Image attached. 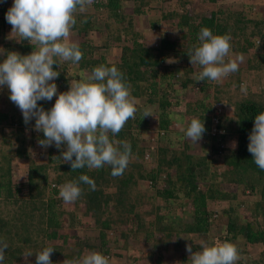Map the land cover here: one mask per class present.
<instances>
[{
	"label": "trees",
	"instance_id": "trees-1",
	"mask_svg": "<svg viewBox=\"0 0 264 264\" xmlns=\"http://www.w3.org/2000/svg\"><path fill=\"white\" fill-rule=\"evenodd\" d=\"M121 2L122 0H105L104 2L95 0L93 3L96 9H103L107 12L108 20L105 22V26L109 30H112L111 22L122 25V22L125 21V15L120 11ZM176 2L175 8L161 10L159 19H149L150 30L159 31L161 34L157 46H145L137 41L134 36L131 46H120L122 55L119 60H113L105 56L94 57L93 53L96 48L90 44L88 39H83L82 42L77 43L83 52V58L79 63H74L76 69L70 66L71 61H64V64L60 66L58 64L53 65V68L59 72V76L54 81L60 82L61 85L68 83L70 79H82L87 73L90 74L96 66L115 65L131 85V95L145 99L144 106L146 109L141 111L138 109L135 119H130L119 134L115 136L109 134L112 140L127 141L131 144L130 162L122 176L113 177L111 167L108 165L98 170H89L86 167L75 171L71 170L70 164L62 162L60 158L62 150H66V145H62L60 149H57L54 144L49 146L47 150L48 163L46 164L35 165L33 162L30 163L27 173L28 198L17 205L16 215H13L10 220H6V222L5 219L0 217V238L5 239L8 243L4 261L9 260V262L15 261L18 264H26L23 252L31 250L36 255V252L41 251L42 247L51 246L46 245V243L56 240L59 236V229L64 227L63 222L58 217L60 216L59 213L56 216L55 210L56 202L60 198L50 196L48 203L43 200L42 187L47 181L44 173L48 171L53 175V178L48 182L54 185L52 190L60 184L78 181V177L82 174L88 175L95 181L97 185L95 191H91L86 184H80L83 193L74 202V208L80 209V204H83L84 214L92 215L95 218L98 216L96 221L99 228L102 254L107 252L109 247H115L116 251L120 250L122 255L126 253V245L120 240V237L116 236L110 239L107 237L106 230L112 227L111 219L107 217L110 211L108 206H111L112 211L119 215V223H125L132 219L135 223L133 229L137 234L140 233L138 231L145 229L144 219L142 218L144 215L139 207L142 206V203H146L150 205V208L156 214L154 217L155 222L152 223V229L148 231V238L146 239L148 241L153 237L152 247L154 246V251L158 256V260L154 264H162L159 257L163 248L169 250L168 252L171 255H176L175 260H171L173 264H182V260L187 258L185 249L182 247L185 245L186 237L188 240L189 238L198 239L197 236L209 231L213 222L210 217L214 212L207 208V201L225 199L229 205L223 209L225 228L221 236H216L209 245L217 241L233 243L238 248L240 255V259L236 264L247 262L249 264H264V250L260 252L259 258L247 259L244 256L247 253L246 249L242 248L246 244L248 247L256 244L264 246V180H262L264 179V170H261L255 164L251 153L248 151L249 134L253 128L255 116L264 111V98L260 96V99L247 98L233 102L228 100L225 105L232 107V114L229 116H225L219 107V102L226 98V94L231 97V95H237V91H244V88L248 91L252 89L250 85L246 86L247 83H244L243 80L248 73L260 69L264 72V14L261 15L256 10L258 16L249 19L245 18L242 11L213 10L209 15L195 16L187 6L188 0H176ZM243 3L244 5L247 4L246 1ZM251 9L253 11L254 7H251ZM6 12L3 10L2 14L5 15ZM80 16L81 20L78 24ZM3 20L6 21L5 17ZM76 20L77 23L72 31L75 30L77 34L84 38L96 26L92 14L81 15L78 13ZM204 27L209 28L214 34L229 35L232 45L231 54L246 55L245 61L239 65L238 71L230 74L219 83L207 79L203 82L196 81L193 78L195 74L201 71V68L196 65L199 69H195V65H191L187 53L200 43L198 36L200 30ZM248 28L251 30L245 33ZM122 31L126 33L125 29ZM122 31L115 35V38L112 35L117 43L120 42ZM136 35L139 34L136 33ZM258 40H260V49L253 51ZM17 48H19L18 51L21 55H27L33 50L32 45L26 39L20 42ZM175 70H178V72ZM177 73L179 75H176ZM243 85H245L244 88ZM209 88L219 89L220 92L217 93H223L216 94V100L218 101L215 105H204L200 97L193 101L186 100L184 105L183 115L186 116V124L182 129H186L192 118H200L206 129L202 138L205 136L212 142L210 154L204 155L202 161L193 160L192 156L185 151L190 147L186 140V142L183 140L180 143L184 151L173 148L174 137L177 136L176 139L181 136L184 137V133L182 129L175 130L172 128L175 119L170 117L174 116L173 109L179 105L183 93L187 90H196L197 96H199ZM260 93H264V86H261ZM51 101L40 100L37 103L47 111L52 107ZM199 108L200 110H198ZM146 111L151 115L143 116ZM151 116H154V120L152 121V130L149 131L148 126H150ZM213 119L216 120L215 123ZM34 124L33 118L26 125L21 111L15 113L0 112L1 145L9 147V144H11L10 151L13 150L18 156L25 155L26 150L23 148L26 143L23 136L24 130L33 128ZM4 128L10 130L8 132L10 137L4 135ZM212 130H215L213 134H211ZM37 133L32 132V138L42 139L43 132ZM12 137L18 141V146L15 149H12ZM151 137H154V139H151ZM230 139L231 142L229 143ZM151 151L155 154L154 161L148 162L150 166L144 167L145 160L148 159ZM2 156V158H7V155L3 154ZM9 162L5 169L6 172L1 173V176H4V173L6 175L10 174L11 166H9ZM209 163L223 165L224 169L220 175L222 177L232 173L233 175L234 173L238 174L236 176L232 175L230 181L244 183L243 188L249 189L247 193H254V190L258 191L261 195L260 199L237 200L238 193L230 194L226 190L220 191L214 185L201 188L197 183L195 169L198 167L197 164L208 165ZM246 172L253 173L257 179L245 180L242 176ZM213 175V180H215L217 174L213 173ZM7 177L8 180L3 186L0 183V190L3 191L2 198L14 206L20 199L15 197V191L20 192L21 189L20 185L13 186L9 176ZM138 180L147 181L154 191L153 195L149 196L145 193L135 192L134 188ZM54 192H59V190L54 189ZM131 192H135L133 196H131ZM155 198L158 199L156 206L154 205ZM169 203H176V207L166 208L170 214H167V212L163 214L161 212L162 208L167 207ZM240 208L243 211L239 212ZM246 210L250 212L252 220L245 217L244 211ZM61 213L67 215L66 225L73 228L76 220L74 210ZM185 213L191 221L181 223L180 218ZM39 219L43 221L42 223L45 226L43 233L37 234L35 239L28 232L40 224ZM17 220L19 224L15 222ZM255 220L262 221L261 228L259 226H257V229L252 228L251 222ZM118 222L113 223L117 225ZM156 232L161 235L158 239L154 237ZM120 234L124 235L123 237L126 236L125 231L120 232ZM176 234L178 237L177 242L169 245V240ZM75 238L76 236H74L72 243L73 247H77L75 250L66 252V254L52 252L50 259L53 264L60 258L58 256L62 255L65 256V262L68 264H76L81 259H79L80 250H82V248L80 249V239ZM239 239L242 241L238 242ZM143 242L145 241L143 240ZM192 247L201 250L196 245ZM88 249L92 250V247L89 246ZM129 259L130 252L126 254L125 261H129ZM117 264L122 263L118 262Z\"/></svg>",
	"mask_w": 264,
	"mask_h": 264
},
{
	"label": "clouds",
	"instance_id": "clouds-1",
	"mask_svg": "<svg viewBox=\"0 0 264 264\" xmlns=\"http://www.w3.org/2000/svg\"><path fill=\"white\" fill-rule=\"evenodd\" d=\"M94 2L13 0L5 14L12 29L9 35L17 42L26 39L33 50L30 54L21 55L0 48V53L5 55L0 61V87L6 86L10 90L9 99L21 110L26 125L35 119L30 130L43 132V138L35 139V145L45 149L46 163L49 146L54 144L60 149L66 145L60 158L62 162L70 164L71 170L85 167L98 170L108 165L111 175L119 177L129 165L131 144L112 140L109 134H119L130 119H135L138 111L137 102L131 95V85L124 74L115 65H99L82 79L73 80L67 91L58 93L57 85L53 82L59 76V72L53 68L54 64L60 66V61L79 63L82 60L83 52L70 37L77 23L76 15ZM198 39L200 43L187 53L191 65L201 68L193 77L196 81L207 79L219 83L238 71L243 57L226 59L232 50L229 35L214 34L204 27ZM259 43L260 40L256 46ZM54 96L55 102L47 111L37 103L40 100H52ZM145 115L151 114L146 111ZM170 118L180 119L179 116ZM182 131L185 138L197 144L206 129L200 118H192ZM248 151L255 164L264 170V111L254 118ZM7 176L10 177L11 173ZM81 183L88 185L91 191L97 190L95 181L82 174L78 181L56 186L59 190L57 193L65 203H73L83 193ZM7 248V241L0 238V264L4 262ZM53 250L54 247L49 246L36 252L37 264H53L50 259ZM186 251L190 254L191 264H236L240 259L238 248L230 242L217 241L195 252L190 245H186ZM22 254L27 260L33 251L27 250ZM109 257L112 258L110 250L104 254L93 251L76 264H109Z\"/></svg>",
	"mask_w": 264,
	"mask_h": 264
},
{
	"label": "rangeland",
	"instance_id": "rangeland-1",
	"mask_svg": "<svg viewBox=\"0 0 264 264\" xmlns=\"http://www.w3.org/2000/svg\"><path fill=\"white\" fill-rule=\"evenodd\" d=\"M101 2H104L105 0H100ZM189 2L187 3V6L190 8V11L194 13V15L199 16V15H209L211 11H217V10H231V11H242L243 14L245 15V18H253L254 16H258L256 13L257 12L261 15L264 14V0H215V1H210V0H188ZM244 1L247 2L246 5H244ZM13 3V0H0L1 6H7L9 9ZM176 0H122L121 2V13L125 15V21L122 22V25L119 24L117 25L115 22H111V27L112 30L108 29L105 26V22L108 20L107 12H105L103 9H96L94 4L89 6L84 12L80 13L81 15H86V14H92L94 16V24H96L95 28L92 29L89 34L84 38L81 35L77 34L76 31H72V35L70 37V40L75 43H80L84 40H89L90 44L94 46L96 49L94 50V57H99V56H105L108 59H113V60H119L120 56L122 55V49L121 45H132V40L133 37L135 36L137 41L140 43L144 44L145 46H157L161 34L159 31L155 32L150 30L151 27L149 25V19H159L161 16V10H171L176 7ZM251 7H254L255 11L253 13ZM242 8V9H241ZM252 12H251V11ZM6 11V10H5ZM4 16H1L0 18V48L6 50V51H16L20 53L19 48H17V45L20 44V42H17L16 39H12V36L9 35L11 32V25L7 22L4 21L3 19ZM81 16L79 17L78 24L80 23ZM93 20V19H92ZM160 22V20H159ZM161 23V22H160ZM163 26V24H162ZM79 27V25H78ZM128 28V32H127ZM125 29L126 33H124L122 30ZM251 29L248 28L246 29L247 33ZM120 31V32H119ZM121 37L119 39V43H117L114 39L115 35H118V33H121ZM138 33L139 35H136ZM113 35V36H112ZM77 41V42H76ZM257 44V41L256 43ZM7 46H9L7 48ZM103 47V48H102ZM256 49H260V43L258 46L255 45V51ZM32 50L28 53L30 54ZM235 57H243V60L239 62L240 64H243V61H245L246 55L245 54H229V57L226 59H232ZM5 58V55L0 53V61H2ZM64 61H60V65H63ZM71 67H76V64L71 63ZM72 68V69H74ZM76 69V68H75ZM195 69H199L195 65ZM176 71V70H175ZM263 70L260 69L259 71H252L251 73H248L247 77H244V83H247L246 86L250 85L252 89L248 91L246 88H244L245 85H243V90L244 91H237V95H231L226 94V98H223L219 102V107L222 109V112L225 116H229L232 114V107L229 105L226 106L225 104L228 102V100H231V102L238 100V99H247V98H252V99H260L263 97L264 98V93H260V88L261 86H264V72ZM73 72V71H71ZM178 72V70L176 71ZM89 74V73H87ZM179 75V74H176ZM191 76V75H190ZM255 82H252V81ZM73 80L70 79L68 83L62 84L59 82L53 81L57 85V92H64L67 91L70 87V83ZM259 82V83H258ZM253 84V85H251ZM9 92L10 90L6 87H0V112L6 111L8 113H15V112H20L21 110L16 106L11 100L9 99ZM220 92L219 89L216 88H209L206 91H203L202 95L200 94L199 96L196 90H187L185 93H183V97L180 100V103L177 107L173 109V115L174 116H179L180 119H175L172 128L175 130H181L182 127H184V124H186V116L183 115V112L185 110V102L186 100H196L197 97L202 98V103L204 105L208 104H216L218 100H216V94H223V93H217ZM221 92H223L221 90ZM135 101L137 102V106L139 111L146 109L144 106L145 99L144 98H136L132 96ZM56 97L54 96L51 101V106L54 104ZM230 104V103H228ZM200 110V108L198 109ZM150 126L149 131L152 130V121L154 120V116H151L150 118ZM35 122V119H34ZM10 130L8 128H4V135L10 137L9 132ZM32 132H37L35 129H26L24 131V138L26 143L23 145V148H25V155L23 156H18L14 153V151H10L11 144H9V147L6 145H1V138H0V183L3 186L5 182L7 181V175L4 173V176H1V173L6 172V167L7 163H10L11 166V176L10 181L13 186L20 185V192H16L15 190V197L20 198L18 199L19 202L15 204L14 206L11 205L7 200L3 199V191L0 190V217L2 219H5V221L10 220V218L13 215H16V209H18L19 203H21L22 200H25L28 198V187H27V173H28V166L30 165L31 162H33L35 165H40V164H46L47 158L45 156V149L41 147H37L35 139L32 138ZM174 137L175 143L173 148L176 150L184 151L180 143L186 142L190 146L187 148L185 151L190 154L193 158V160H199L202 161V157L204 155L207 156V153L210 154V146H211V140L207 137H203L200 140L197 141L196 143H193L191 140L185 138V137ZM186 140V141H185ZM35 142V143H34ZM231 142V139L229 140V143ZM11 143L13 148L15 149L18 146V141L11 138ZM154 151V150H153ZM150 152V156L148 159L145 160L144 167L150 166L148 162H153L155 158L154 152ZM7 155V158H2V155ZM146 158V157H145ZM198 167L195 169L196 175H197V183L200 185L201 188H207L211 185H214L216 188H218L220 191H227L230 194L232 193H238L236 199L237 200H257L260 199L261 195L258 191H253L254 193H247L249 191L248 188H243L244 183H238L234 181H230L232 174H228L226 177L220 176L223 172V165L219 164H212L209 163L208 165H199L197 164ZM173 171V170H170ZM169 171V172H170ZM174 172V171H173ZM171 173V172H170ZM213 173L217 174V177L215 180H213ZM47 178V181L45 182V185L42 187V193L44 194V200L49 199L50 196L53 198H60L56 202L55 205V210H56V216H58V213L60 216V220L63 222L64 227L59 229V236H57L56 240H52L46 245H51L54 247L53 252H56L58 254H63L72 250H75L77 247H73L72 243L74 241V236L76 238L80 239V256L79 259L82 258L84 255L90 253V252H99L102 254V248L100 246V240H99V228H98V223L95 218L92 215L89 216L87 214H84L83 210V204H80V209L77 207L74 208V202L73 203H65L62 198L59 196L57 192H54L53 184H49L48 182L50 181L51 178H53V175L50 174L48 171L44 173ZM238 174L234 173L233 176H236ZM245 180L252 179L254 180L255 175L253 173L246 172L242 176ZM264 180V179H262ZM39 181V180H38ZM43 182V180H42ZM49 184L48 186H46ZM134 191L138 193H145L146 195H153L154 193L153 189L150 188L149 183L145 180H138V182L135 184ZM111 188V187H110ZM258 188V186H257ZM109 190V189H107ZM113 190V189H110ZM246 191V192H245ZM135 192H131V196L134 195ZM158 198V197H157ZM154 199V205L156 206L158 204V199ZM8 202V203H6ZM24 202V201H23ZM176 202V201H174ZM176 203L172 204L169 203L167 207H163L161 212L163 214H166L165 212L168 213V210L166 208L168 207H176ZM228 201L225 199H215V200H208L207 201V208L209 210H213V214L210 217L211 220L213 221L210 225L209 231H207L205 234L197 236L199 237L198 239H190L186 237L185 245L182 246L185 249V253L187 258L185 260H182V264H191V259L189 257L188 251H186V245L192 246H198L200 248L209 245L216 236H221L224 228H225V221L223 219L224 213L223 209L228 207ZM178 207V206H177ZM141 211L143 212L142 218L144 219L145 223V229L138 231L140 233H135L134 229L135 228V223L132 219H130L128 222H123L119 223V215L115 212L112 211V207L108 206V209L110 210L109 213L107 214V217L111 219V229L106 230L107 237L114 238L116 236L120 237V240L123 241L126 245V253L124 255L121 254V251L118 250L116 251V248L109 247L108 250L112 252V258L109 257V264H114L115 262H121L123 263H128V264H154L158 260V256L156 254V251H154V246L152 247V242H153V237L151 239H148L146 241L148 231L152 229V223L155 222V212L152 211V208H150V205L148 204H143L142 206L139 207ZM74 210L76 220L75 224H73V228L70 226H67V215L65 213H61L63 211H70ZM167 210V211H166ZM243 211L241 208L239 209V212ZM247 210L244 211V215L247 219L252 220V216H250ZM239 215H241L239 213ZM170 217V215H168ZM131 218V217H130ZM37 219V218H36ZM41 219V218H40ZM39 219V220H40ZM45 219V218H43ZM6 221V222H7ZM181 223L185 222H190L191 219L186 213L183 215L182 218H180ZM16 223L19 224V221H15ZM43 221L40 220V224H38L32 231H29L28 233L31 234L33 238L36 239L37 234H42L43 229H44V224L42 223ZM113 222H118L115 225ZM262 221L260 220H255L251 222L252 228L257 229V226L260 228ZM263 225V224H262ZM125 231L126 236L123 237L120 232ZM180 236V235H179ZM137 237V238H136ZM154 237L158 239L160 238L161 235H158L156 232L154 234ZM75 238V239H76ZM39 240V239H37ZM143 240L145 242H143ZM178 240L177 234L173 235V237L169 240V245L175 244ZM242 240L239 239L238 242H241ZM241 244V243H239ZM91 246L92 250H89L88 247ZM112 246V244H110ZM47 247V246H45ZM44 247V248H45ZM246 244L245 246H242V248L246 249V255L245 258H259L260 252L264 250L263 245H252L249 246ZM43 247L41 248V250ZM169 249V248H168ZM193 251H200L196 250L192 247ZM169 250H165L164 248L162 249V253L160 254V262L162 264H173L171 260H175L176 255H171ZM130 252V259L129 261L126 260V254ZM153 252V253H151ZM132 253V254H131ZM122 255V257H121ZM62 260H58L54 262V264H68L65 262V256H58ZM151 257V258H150ZM36 255L33 254L32 256L28 257L27 260H25L26 264H37L36 262ZM128 259V258H127ZM148 260V262H147ZM125 261V262H124ZM151 261V262H150ZM249 264V262H247ZM245 263V264H247ZM3 264H18L17 262H9L4 261Z\"/></svg>",
	"mask_w": 264,
	"mask_h": 264
},
{
	"label": "crops",
	"instance_id": "crops-1",
	"mask_svg": "<svg viewBox=\"0 0 264 264\" xmlns=\"http://www.w3.org/2000/svg\"><path fill=\"white\" fill-rule=\"evenodd\" d=\"M3 10H8V8H7V6H1V4H0V18H1V16H4L3 14H2V12H3ZM4 18V17H3ZM75 31V30H74ZM77 42V41H76Z\"/></svg>",
	"mask_w": 264,
	"mask_h": 264
},
{
	"label": "built area",
	"instance_id": "built-area-1",
	"mask_svg": "<svg viewBox=\"0 0 264 264\" xmlns=\"http://www.w3.org/2000/svg\"><path fill=\"white\" fill-rule=\"evenodd\" d=\"M177 74H179V73H177Z\"/></svg>",
	"mask_w": 264,
	"mask_h": 264
}]
</instances>
